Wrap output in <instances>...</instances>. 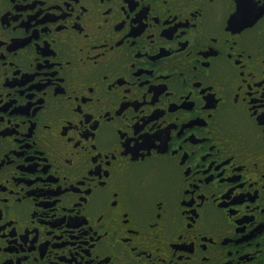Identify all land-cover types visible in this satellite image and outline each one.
<instances>
[{
	"label": "flooded vegetation",
	"instance_id": "af4514ba",
	"mask_svg": "<svg viewBox=\"0 0 264 264\" xmlns=\"http://www.w3.org/2000/svg\"><path fill=\"white\" fill-rule=\"evenodd\" d=\"M235 7L0 0V264H264V20Z\"/></svg>",
	"mask_w": 264,
	"mask_h": 264
},
{
	"label": "snow or ice",
	"instance_id": "6c2138e0",
	"mask_svg": "<svg viewBox=\"0 0 264 264\" xmlns=\"http://www.w3.org/2000/svg\"><path fill=\"white\" fill-rule=\"evenodd\" d=\"M234 3L236 4V7L233 9L230 18L225 25V28H230L234 34L251 28L257 24V21L264 20V0H234ZM133 6L135 7V5ZM236 99L238 100L239 97L237 96ZM88 119H90V117ZM260 123H264V117H261ZM137 133H139V130H137ZM85 135H88V133L85 132ZM143 139L145 141L143 144L138 141H127L124 145L126 149L124 154L127 155L128 153H131L134 159L139 154L141 148H146L148 149V155H151L152 142L156 138L145 136ZM140 195V189L135 186L130 187L127 192V198L132 203L137 202Z\"/></svg>",
	"mask_w": 264,
	"mask_h": 264
}]
</instances>
